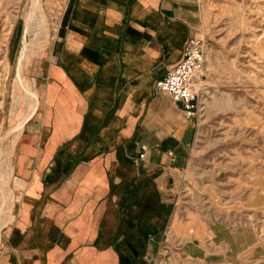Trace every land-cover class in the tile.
<instances>
[{
	"label": "crops",
	"instance_id": "obj_1",
	"mask_svg": "<svg viewBox=\"0 0 264 264\" xmlns=\"http://www.w3.org/2000/svg\"><path fill=\"white\" fill-rule=\"evenodd\" d=\"M195 6L67 0L50 52L23 91L0 264L167 258L178 178L197 122L152 87L196 34ZM37 13L47 35L42 2Z\"/></svg>",
	"mask_w": 264,
	"mask_h": 264
},
{
	"label": "rangeland",
	"instance_id": "obj_2",
	"mask_svg": "<svg viewBox=\"0 0 264 264\" xmlns=\"http://www.w3.org/2000/svg\"><path fill=\"white\" fill-rule=\"evenodd\" d=\"M41 2L49 34L38 17L31 60L32 0H0V145L9 171L19 142L10 133L22 106L15 102L17 80H35L33 68L49 54L67 0H37L36 9ZM195 8V36L209 57L167 258L157 264H264V0H196Z\"/></svg>",
	"mask_w": 264,
	"mask_h": 264
},
{
	"label": "built area",
	"instance_id": "obj_3",
	"mask_svg": "<svg viewBox=\"0 0 264 264\" xmlns=\"http://www.w3.org/2000/svg\"><path fill=\"white\" fill-rule=\"evenodd\" d=\"M208 48L201 38L193 35L184 49L183 58L169 68L153 84L156 93L167 94L184 105L186 116L197 115L201 91L199 80L205 77Z\"/></svg>",
	"mask_w": 264,
	"mask_h": 264
},
{
	"label": "bare ground",
	"instance_id": "obj_4",
	"mask_svg": "<svg viewBox=\"0 0 264 264\" xmlns=\"http://www.w3.org/2000/svg\"><path fill=\"white\" fill-rule=\"evenodd\" d=\"M36 4H37V0H32L31 8L29 9L28 17H27V29H28L29 35H30V44H29L30 46L28 47V49H29V53L31 55V60H32V58H34L33 55L35 53V50L33 48L36 47L37 41L39 40V36H40L39 35V27H37L38 26V13H37V9H36ZM8 34H9V32L5 34V36H4L5 40L8 37ZM48 34H49V30H48ZM47 43H45V44H47ZM38 50H40V49H38ZM208 57L209 56H208V53H207V58ZM29 81H31V80H30V78L26 77V75L23 78H20V79L17 80V86H16V88H17L16 91L17 92H16V95H15V102H16V105L22 104V106L20 108L21 111H20L18 117H16V119L11 124L12 126H11V130L10 131H12V132H10V133L14 136L13 137L14 138L13 139L14 142L17 141V139H18L19 130H20L19 123H20V119H21L22 114H23V95H24L23 91H24L25 85ZM262 81H264V80H262ZM13 96H14V94H13ZM36 104L37 105L35 107L36 108L35 112L38 110V106H39V100L38 99H36ZM35 112H34V114H35ZM28 120H29V118L25 121V123ZM3 151H5V149ZM2 153L3 152L1 151V145H0V227H1L2 223H3V221H4L3 218L5 216V200L7 198L8 193H9V188L8 187H9V183H10V178H9V173L10 172H9V169H6L4 167V162H5L4 161V157H3L4 154L2 155ZM6 166H7V164H6ZM1 240H2V236L0 235V241Z\"/></svg>",
	"mask_w": 264,
	"mask_h": 264
}]
</instances>
